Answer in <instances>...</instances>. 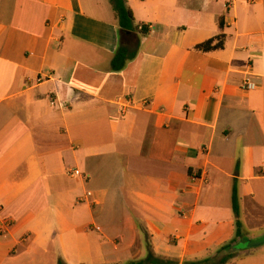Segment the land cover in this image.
<instances>
[{
	"label": "crops",
	"instance_id": "obj_1",
	"mask_svg": "<svg viewBox=\"0 0 264 264\" xmlns=\"http://www.w3.org/2000/svg\"><path fill=\"white\" fill-rule=\"evenodd\" d=\"M127 6L147 36L110 0H0V264L214 258L234 187L241 241L264 236V0Z\"/></svg>",
	"mask_w": 264,
	"mask_h": 264
},
{
	"label": "trees",
	"instance_id": "obj_2",
	"mask_svg": "<svg viewBox=\"0 0 264 264\" xmlns=\"http://www.w3.org/2000/svg\"><path fill=\"white\" fill-rule=\"evenodd\" d=\"M110 4L115 13V18L118 23L120 34L124 37L129 35H142L147 36L150 32V29L147 26H137L135 22L134 13L131 8L127 6V0H110ZM220 27L223 28V21H220ZM225 43V35H219L215 38H212L202 44H199L195 47V50L202 53H209L212 51L220 50L224 48ZM139 44H137L134 48L128 45H121L112 62H111V70L113 72L123 71L129 62L133 61L138 53ZM232 206L233 211L236 217V224L238 228V232L236 234V238L229 244L223 246L218 251L217 255L214 258H208L205 260H199L194 262H187L183 264H228L233 259L238 257V252L233 250V247L237 245L241 240H243V236L239 233V229L241 228V222L239 220L240 216V208H239V196L237 188L234 187L232 194ZM58 264H66L64 261L60 260ZM128 264H181L179 261L164 259L158 257L154 251L149 248L146 259L137 262H131Z\"/></svg>",
	"mask_w": 264,
	"mask_h": 264
},
{
	"label": "water",
	"instance_id": "obj_3",
	"mask_svg": "<svg viewBox=\"0 0 264 264\" xmlns=\"http://www.w3.org/2000/svg\"><path fill=\"white\" fill-rule=\"evenodd\" d=\"M262 246H264V236L254 240L240 241L237 245L233 247V250L238 252V251L256 249Z\"/></svg>",
	"mask_w": 264,
	"mask_h": 264
},
{
	"label": "built area",
	"instance_id": "obj_4",
	"mask_svg": "<svg viewBox=\"0 0 264 264\" xmlns=\"http://www.w3.org/2000/svg\"><path fill=\"white\" fill-rule=\"evenodd\" d=\"M255 88V86L254 85H252V84H248L247 86H246V90H252V89H254ZM125 102H128V101H125ZM76 173H78L77 171H75L74 172V174H76Z\"/></svg>",
	"mask_w": 264,
	"mask_h": 264
},
{
	"label": "rangeland",
	"instance_id": "obj_5",
	"mask_svg": "<svg viewBox=\"0 0 264 264\" xmlns=\"http://www.w3.org/2000/svg\"><path fill=\"white\" fill-rule=\"evenodd\" d=\"M264 248V247H263ZM262 250H264V249H262ZM229 264V263H228Z\"/></svg>",
	"mask_w": 264,
	"mask_h": 264
}]
</instances>
